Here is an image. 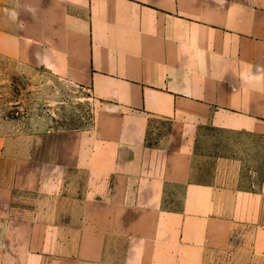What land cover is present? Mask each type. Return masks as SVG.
Masks as SVG:
<instances>
[{
    "label": "crops",
    "instance_id": "0c3cea01",
    "mask_svg": "<svg viewBox=\"0 0 264 264\" xmlns=\"http://www.w3.org/2000/svg\"><path fill=\"white\" fill-rule=\"evenodd\" d=\"M0 57L102 102L95 130L64 139L63 152L0 137L1 239L26 243L16 255L2 247L1 264H40L73 239V219L49 215L51 202L20 216L15 199L70 200L74 170L87 187L64 264H206L208 249L241 236L264 254V216L243 215L264 207V172L257 191L197 183L191 149L203 128L264 137V0H0ZM155 118L172 129L151 145Z\"/></svg>",
    "mask_w": 264,
    "mask_h": 264
},
{
    "label": "rangeland",
    "instance_id": "374dc122",
    "mask_svg": "<svg viewBox=\"0 0 264 264\" xmlns=\"http://www.w3.org/2000/svg\"><path fill=\"white\" fill-rule=\"evenodd\" d=\"M101 108L102 102L89 90L60 79L48 70L18 64L0 57V137H12L14 149L29 151L32 150L33 144L37 145L39 142L42 155L63 152L60 142L64 139L71 136L75 139L81 133L95 130ZM34 120L39 121V124L33 126ZM171 129L170 120L153 119L148 133V144H157L170 133ZM33 133L40 139L33 138ZM191 147L192 181L217 185L223 189L256 191L260 189L264 172L263 136L203 128L194 138ZM64 179L67 180L68 197L72 200L58 197L53 201H47L31 192L16 195V204L24 207L19 210L20 216L27 214L25 207L31 208L33 204L43 207L51 202L50 209H47L49 215L57 219L67 216L74 221L73 239L66 242L58 241L57 255L42 260L40 264H64V261H59L60 254L70 251L75 254L79 243V224L76 221L80 218L81 212L78 202L82 192L86 190L87 178L74 170L67 172ZM221 212L223 215H229L232 210L222 208ZM44 215L42 212V216ZM243 215L264 216V207H259L255 211L247 210ZM4 228L5 226L2 227L0 224V254L4 246L5 250L8 246L10 253L14 251L15 255L16 252L22 253L26 243L2 240ZM66 235L68 236V230ZM250 243L248 236H241L232 242L230 250H225L223 246L210 248L206 254V264H264V254H253L256 250L248 247ZM27 256L15 259L9 256V263L17 264L20 259L24 261L23 264H33L30 255ZM8 258L5 256L3 260L8 261ZM1 261L0 256V264Z\"/></svg>",
    "mask_w": 264,
    "mask_h": 264
}]
</instances>
